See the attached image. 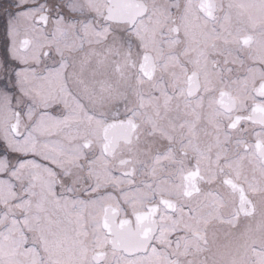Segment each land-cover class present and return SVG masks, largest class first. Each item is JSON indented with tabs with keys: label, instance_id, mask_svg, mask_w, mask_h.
<instances>
[{
	"label": "snow or ice",
	"instance_id": "snow-or-ice-1",
	"mask_svg": "<svg viewBox=\"0 0 264 264\" xmlns=\"http://www.w3.org/2000/svg\"><path fill=\"white\" fill-rule=\"evenodd\" d=\"M0 20V264H264V0Z\"/></svg>",
	"mask_w": 264,
	"mask_h": 264
},
{
	"label": "flooded vegetation",
	"instance_id": "flooded-vegetation-1",
	"mask_svg": "<svg viewBox=\"0 0 264 264\" xmlns=\"http://www.w3.org/2000/svg\"><path fill=\"white\" fill-rule=\"evenodd\" d=\"M4 21L0 20V53L3 51V43H4Z\"/></svg>",
	"mask_w": 264,
	"mask_h": 264
},
{
	"label": "rangeland",
	"instance_id": "rangeland-1",
	"mask_svg": "<svg viewBox=\"0 0 264 264\" xmlns=\"http://www.w3.org/2000/svg\"><path fill=\"white\" fill-rule=\"evenodd\" d=\"M4 34V33H3Z\"/></svg>",
	"mask_w": 264,
	"mask_h": 264
}]
</instances>
